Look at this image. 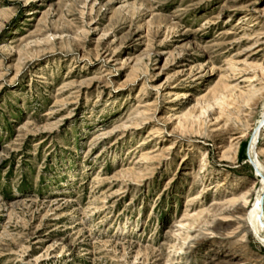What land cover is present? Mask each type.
Here are the masks:
<instances>
[{
  "label": "rangeland",
  "instance_id": "obj_1",
  "mask_svg": "<svg viewBox=\"0 0 264 264\" xmlns=\"http://www.w3.org/2000/svg\"><path fill=\"white\" fill-rule=\"evenodd\" d=\"M263 108L264 0H0V264H264Z\"/></svg>",
  "mask_w": 264,
  "mask_h": 264
},
{
  "label": "bare ground",
  "instance_id": "obj_2",
  "mask_svg": "<svg viewBox=\"0 0 264 264\" xmlns=\"http://www.w3.org/2000/svg\"><path fill=\"white\" fill-rule=\"evenodd\" d=\"M247 95V94H246ZM251 98V95L249 98L245 99L246 101ZM262 117L257 121L258 124L256 125L255 133L253 135L252 141L249 145V152L253 155L254 153L256 154V146H255V141L257 138V130L259 128V125L262 124L264 121V108L262 111ZM251 155V156H252ZM255 158V164L257 165V172H259V175L261 176V187L257 192V195L255 197V201L252 205V209L248 212L247 219L250 225L253 227L254 231L259 234L261 239L264 241V212L262 210V205H263V189H264V173H263V166L259 162L257 155ZM254 158V157H253ZM254 160V159H253ZM261 232V233H260Z\"/></svg>",
  "mask_w": 264,
  "mask_h": 264
}]
</instances>
